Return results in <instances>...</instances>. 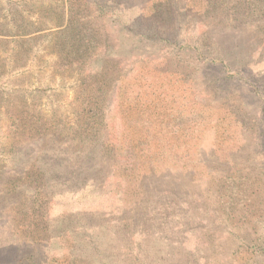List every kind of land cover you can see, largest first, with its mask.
Wrapping results in <instances>:
<instances>
[{"label": "rangeland", "instance_id": "374dc122", "mask_svg": "<svg viewBox=\"0 0 264 264\" xmlns=\"http://www.w3.org/2000/svg\"><path fill=\"white\" fill-rule=\"evenodd\" d=\"M0 264H264V0H0Z\"/></svg>", "mask_w": 264, "mask_h": 264}]
</instances>
